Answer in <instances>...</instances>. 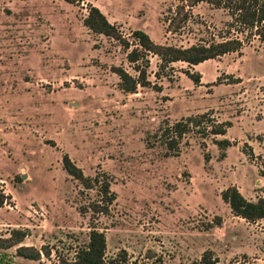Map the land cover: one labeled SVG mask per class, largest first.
Instances as JSON below:
<instances>
[{
  "label": "rangeland",
  "instance_id": "obj_1",
  "mask_svg": "<svg viewBox=\"0 0 264 264\" xmlns=\"http://www.w3.org/2000/svg\"><path fill=\"white\" fill-rule=\"evenodd\" d=\"M197 1L0 0V189L11 197L0 264H73L93 229L107 259L128 264H264V220L235 216L222 198L230 187L264 198V43L226 0ZM91 6L129 49L85 26ZM136 30L178 48L243 47L197 66L153 54L131 63ZM115 68L145 71L150 85L126 93ZM189 119L201 124L171 146L166 131ZM65 155L111 181L107 212L99 186L85 190L65 171ZM16 230L28 236L7 248ZM21 247L41 259L19 257Z\"/></svg>",
  "mask_w": 264,
  "mask_h": 264
},
{
  "label": "trees",
  "instance_id": "obj_2",
  "mask_svg": "<svg viewBox=\"0 0 264 264\" xmlns=\"http://www.w3.org/2000/svg\"><path fill=\"white\" fill-rule=\"evenodd\" d=\"M197 2H209L221 5L222 0H198ZM227 8H232L238 14V21L242 27L254 31V35L258 40L264 43V0H226L223 3ZM84 24L92 32L104 35L119 42H122L128 49L130 44L124 39L120 29L112 24L107 16L98 8L91 6L89 14L84 20ZM132 38L138 46L128 56L131 63H138L145 60L149 54L159 56L162 61L167 64L183 62L190 66H197L206 61L214 60L225 55L240 52L243 47V42L240 39H230L219 43H211L209 45H195L189 48H178L173 46H166L156 44L143 30H136L133 32ZM140 69V67H138ZM114 72L120 77L122 89L129 94H136L139 86L148 87L150 84L147 82L145 71L137 79L130 75L122 68H115ZM198 82V77H194ZM205 118V117H203ZM201 121L199 119H189L188 123H179L173 126L170 130L166 131L176 136L170 142L173 146L177 143V139H181L190 129V126H199ZM227 126L218 125L214 130V135L225 136L227 133ZM173 136V137H174ZM221 148H228L231 146L230 141L227 139L217 141ZM63 166L65 171L74 180L78 181L85 190H92L99 186L102 200L105 205H98L100 213L107 212L110 205L116 200V195L111 191V181L108 177H88L85 175L83 169L78 167L68 155L63 157ZM223 200L230 205V208L235 216L241 217L250 222L264 220V198L259 199L257 202L250 201L243 196V194L236 188L230 187L222 193ZM11 197L6 195L0 189V209L9 204ZM103 206V207H102ZM97 210V209H96ZM28 236L26 231H13L9 245L7 248H12L21 244ZM107 238L103 232L93 229L89 236L88 245L81 247L76 254L73 264H128L127 258L124 255L121 260L116 258L107 259ZM17 254L19 257L38 261L41 259V253L38 251L32 252L29 247H21L18 249ZM205 260L207 257L204 258ZM210 264V263H209Z\"/></svg>",
  "mask_w": 264,
  "mask_h": 264
},
{
  "label": "water",
  "instance_id": "obj_3",
  "mask_svg": "<svg viewBox=\"0 0 264 264\" xmlns=\"http://www.w3.org/2000/svg\"><path fill=\"white\" fill-rule=\"evenodd\" d=\"M23 178H25V176Z\"/></svg>",
  "mask_w": 264,
  "mask_h": 264
}]
</instances>
